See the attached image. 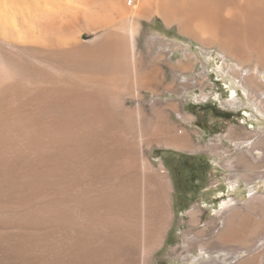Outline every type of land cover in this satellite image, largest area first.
<instances>
[{"label": "rangeland", "instance_id": "374dc122", "mask_svg": "<svg viewBox=\"0 0 264 264\" xmlns=\"http://www.w3.org/2000/svg\"><path fill=\"white\" fill-rule=\"evenodd\" d=\"M32 1L24 0V3L21 2L23 6L19 4L20 10L15 9L14 24L0 27V264H110L111 193L121 187L127 172H122L120 177L110 174L111 181L108 182L110 169L102 166L94 171L90 169V172L83 170L85 161L87 163L97 155L107 158L110 154V137L104 138L106 136L102 134L105 128L99 126L96 132L99 138L96 137L93 144L86 143L88 146L84 143L79 149L75 145V126L66 125L63 121L65 126H58L54 122L55 117L62 112L48 111V100L42 97L43 89L59 87L67 82L69 86L65 85L72 90L80 83L91 84L100 77H110L112 80L107 81L112 87L119 85V91L115 87L112 89L121 94L126 116L135 120L134 128L131 130L128 126L125 134L129 141L133 139L138 143L140 159L147 168L148 177L140 188L147 190L144 193L148 207H159L165 223L162 239L149 256L148 264H180L187 257V252L194 250L195 245L187 243L194 234H202L205 239L212 238L223 228L230 209H223V219L220 215L211 216L210 210L215 207L214 203H219V208L221 202L229 198L225 182L238 176L233 161L238 144H217L218 153L214 157L216 169L208 166L204 148L210 138L223 141L233 138L228 134L232 129L250 128V120L243 115V111L224 107L215 99V94L220 93L227 100L229 89L214 71L211 78L195 76L181 83V71L183 73L188 69L181 67L183 56L177 43L189 44L191 52L201 59L204 56L199 48L202 45L179 32L176 23L168 24L158 14L141 19L136 32L137 54L127 38L129 44L126 43L124 49L127 55L123 60L125 64L114 73L116 79L108 71H97L96 74L91 68L79 66L77 53L72 50L74 47L92 46L107 29L125 34L124 23L118 26L115 22L107 25L108 28L96 25V28H88L83 20V23L78 21L73 27L76 33L73 32L69 41L66 38L65 43L55 45L47 41L55 28L44 26L50 13L45 16L33 13V18L28 19L26 8ZM40 1L46 4V1ZM128 1L130 6L131 0ZM94 7H98L95 11L105 12L99 5L89 8ZM72 38H75L74 42L70 40ZM151 42H155V50L153 46L152 51L147 46ZM206 53L220 64L227 62L224 53L216 46L206 49ZM153 57L156 58V67L153 66L156 75L155 79L150 76L148 80L147 73ZM175 76L179 78L175 86L170 87ZM120 78L125 87L119 84L122 83ZM141 82L144 87H141ZM191 89L196 90L200 103L182 97L185 90ZM205 89H213L214 93L204 97L202 91ZM39 112L42 116L37 115ZM49 119H53L54 126L51 122L47 124ZM42 126L46 133L41 130ZM200 126L206 129V134L201 135ZM68 131H73V136ZM188 131L194 132V137L200 141L199 154L180 153L174 149V141ZM65 133L71 137L68 138ZM257 133L259 140L253 153L259 165L258 175L261 176L264 175V129L253 130L252 134ZM60 134L65 135L63 139H59L63 137ZM222 137L223 140L220 139ZM235 138L236 141L240 139ZM104 144L106 146L102 147ZM61 146L65 148L61 149ZM80 154L84 157L79 158ZM79 173L84 174L80 176ZM246 197L255 198L252 200L257 210L253 218L262 219L264 195L247 194ZM259 237L247 253L258 255L259 264H264V245H259L261 238L264 241V232ZM211 263L213 261L196 264Z\"/></svg>", "mask_w": 264, "mask_h": 264}, {"label": "bare ground", "instance_id": "6f19581e", "mask_svg": "<svg viewBox=\"0 0 264 264\" xmlns=\"http://www.w3.org/2000/svg\"><path fill=\"white\" fill-rule=\"evenodd\" d=\"M44 1H46L45 5L42 4L40 0H33V3L29 5L28 8L25 7L27 9L26 13L29 15L28 19L32 17L33 13L34 15L43 13V16L48 13L51 14L49 20L45 21L44 26H53L55 28L53 32H50V38L47 39L49 43L55 45L62 44L63 42L65 43V40H67L66 38H68L67 41H69V37L71 38V36L74 35L73 32H75L76 29H73L78 21L80 22L83 20L88 28H96V26L108 28L107 25H112L115 22H118V26L122 23L125 24V34L119 32L115 33L114 30L108 31L107 29V31L103 32L98 41L92 46L74 47L72 50L77 53L78 65L84 68H91L96 74L97 71H102L104 73L108 71L109 74L113 73L114 75L121 66H124L123 63L125 61L123 60L127 56L125 54L126 43L127 45L130 43L131 49H133L135 55L137 54L138 44L136 32L139 27L138 23L141 19H147L158 14L166 23H176L179 32L187 35L189 38L202 45V47L199 48L202 49V54L204 56V59H201L202 57L199 58L198 54L191 52L192 49L189 44L177 43V47L181 50L183 56L181 67L188 69L183 73L181 71L179 79L181 83H185L195 76L211 78L212 71H214L225 81V84L229 89L227 100L223 99V96L220 93L215 94V99L224 107L236 111H243V115L250 120V128L254 131L264 129V0H131L130 6L128 0ZM21 2L24 3V0H0V27H8L10 25L9 23H11V25L14 24V11L16 8H20V5L22 4ZM95 5H99L102 10L104 8L105 12L109 11V13L98 10L95 11L98 7L92 8L94 10L89 8ZM28 19L26 18V20ZM63 21L66 22L64 25L61 24ZM83 21L81 23H83ZM127 38L129 39V43ZM70 40L73 41L75 38ZM154 45L155 42H151L147 45L148 49L151 50ZM211 46L218 47L224 53L223 56L227 62L220 64L215 61V59H212V57L209 58L206 49ZM151 53L149 52L148 54ZM150 58L151 57H149V60ZM229 59L232 61L230 62ZM155 60L156 58L151 59V62L149 61L150 70H148L149 74L147 73L152 79H155L153 77L156 75V69L154 68L156 67L154 64L156 62ZM151 65L152 68H150ZM145 73L146 72H144V74ZM113 77L118 79L115 75ZM151 77L148 78V80L151 79ZM177 78L179 77H174L170 83V87L175 86ZM107 80L112 79H110V77L96 78L91 84L80 83L72 90L66 86L68 84L66 82L67 84L64 83L59 87L43 89L42 97H45L48 100V102H46V108L49 109L48 111L59 110L62 112V114L56 115L57 117H55L56 121L54 122L58 124V126H65L63 125L64 123L66 125H72V127L75 126V145H78L79 149L83 148L82 145H84V143L88 144L90 142L93 144V140L96 137L99 138L98 133L96 134L97 129L101 126L105 128V130L104 128L101 130H104L102 132V134L106 136L104 138L110 137V149H108L110 150L108 151L110 154L107 152L109 154L107 158L97 155L93 160L87 163L85 161L84 164H81H83V170L86 169L87 172H90V169H93L92 171H94L95 168L100 169L102 166L104 169H110V172H108V174L106 173L108 182L111 181L110 176L115 175L116 177H120L122 172H127L126 178H124L125 176L123 177L124 181H126L125 185L124 181H122L121 187L111 193L110 205H112L113 211L110 219L112 222L110 226L109 261L110 264H148L149 256L162 239L165 223L159 212V207H148V200L144 193L146 189L142 190L140 188V186H142L141 183L143 184L146 179L147 168L143 163L144 161L141 160L142 158L140 159L138 143L133 139H130L131 141H129L125 134L126 128L128 130L129 128L131 130L134 128L135 120L130 117L128 118L129 115L126 116L125 112H127V110L124 112L125 109L120 96L121 94L119 95V93L117 94L115 91H119V85L118 87H112ZM119 84H124L123 80L122 83ZM140 85L141 87L145 86L143 82H141ZM147 85L149 86L150 84ZM123 86L125 87V84ZM114 87L115 90L112 89ZM149 87H151V85ZM239 90L242 91V95ZM212 93H214L213 89H205L202 91L204 97ZM181 95L189 101L200 103L199 95L196 93L195 89L185 90ZM178 98L180 97L178 96ZM45 114H47L46 111ZM37 115L42 116L40 112ZM37 117L39 118V116ZM51 117H53V115ZM34 118L38 120V118ZM52 120L49 119L47 124ZM62 121L64 122L63 124ZM41 122L38 124L41 125ZM51 123L53 124V122ZM259 124L263 125L258 126ZM37 127L40 126L38 125ZM44 127L41 130L46 128ZM65 128L67 129V127ZM73 131L68 132L72 134ZM55 132H57L56 129ZM57 133L59 134V131ZM258 135V133L255 135L257 140H259ZM64 136L65 135H63V137L60 136L59 139H63ZM67 137L70 138L71 136L69 135ZM59 141L61 143V140ZM65 144L67 143L65 142ZM68 144H70V142H68ZM97 145V147H99V144ZM104 146L106 145L104 144L102 147ZM65 147H62L61 149ZM254 149L255 148H253V150ZM67 150L68 149H66V151ZM61 152L64 153L63 150H61ZM71 153L69 152V154ZM80 156L81 154L79 155V158ZM82 156L84 157L83 154ZM86 159L87 161L90 160L89 158ZM121 162H124V164L122 165ZM116 180L114 181V184L116 183ZM225 190H227L229 198L224 199L223 202H221V207L211 208V216L220 215L223 219V209H230L240 203H245L247 194L250 196L264 195V177H258L257 181L251 184H244L240 178L236 177L234 180H227L225 182ZM260 220L262 221V219ZM262 225L263 224L258 226L259 233L264 229V226ZM225 233L228 234V238H226ZM201 235L199 233L196 235L194 234L188 240L189 242L187 241V243H189L188 245L194 244L195 247H193L194 250L192 249L187 252V257L180 264H196L207 261H213L211 264H225L236 258L235 255L231 256L229 251L222 248L223 243L227 241L234 242L238 238L239 231L236 226L226 223L223 230L212 238L205 239ZM260 242L262 243L259 245H264L262 238ZM243 252L247 253L248 251H242V255H245ZM229 255L231 256L230 258ZM176 262L177 261H175V263Z\"/></svg>", "mask_w": 264, "mask_h": 264}, {"label": "crops", "instance_id": "0c3cea01", "mask_svg": "<svg viewBox=\"0 0 264 264\" xmlns=\"http://www.w3.org/2000/svg\"><path fill=\"white\" fill-rule=\"evenodd\" d=\"M198 130L201 132V135L206 134L205 128L200 126ZM252 133L253 129L246 127L241 128V130L239 131H235V129L230 130L228 134H231L230 136L233 138L224 139L226 141L223 140V137L220 138L223 141L210 138L208 140V145L205 146L203 152L205 156L208 157V166L216 169L214 157H216L218 153L217 144H225L228 146H237L238 144V151L236 152L233 160L237 171L236 173L238 174L237 177L240 178L242 180V183L244 184H251L257 181L258 177H264V175H258L259 165L257 162V158L254 156L255 153H253V148L257 144L256 142L258 140L255 135L253 136ZM194 135V132L188 131L185 136L176 139L174 141V149L180 153L199 154L198 142L200 141L196 140V137H194ZM235 137H240V139L236 141ZM239 143H241V146H239ZM262 169L264 171V167H262ZM252 199H247L246 197L245 203H240L237 206L231 207L227 212L228 217L224 219L225 222L223 224V227L227 223L236 226L239 231L238 238L234 242L227 241L222 244L223 248H227L226 250L229 251L231 256H236L235 261H228L225 264H259L260 257L258 255L252 253L242 255V251L246 250L249 252V249L254 247L255 243L260 238L259 234L264 232V229L260 233L258 232V226L261 224H263L262 226H264V218H262V221L253 218V214L257 210V207L253 204L254 201ZM243 204H245V206ZM218 205L219 203H214L215 207H217ZM222 230L223 228L219 232H221ZM225 236L226 238H228V234L225 233ZM237 252L240 254H238ZM231 256L229 255V258Z\"/></svg>", "mask_w": 264, "mask_h": 264}, {"label": "built area", "instance_id": "2783aa9c", "mask_svg": "<svg viewBox=\"0 0 264 264\" xmlns=\"http://www.w3.org/2000/svg\"><path fill=\"white\" fill-rule=\"evenodd\" d=\"M236 259V258H235ZM235 259H233L235 261Z\"/></svg>", "mask_w": 264, "mask_h": 264}]
</instances>
